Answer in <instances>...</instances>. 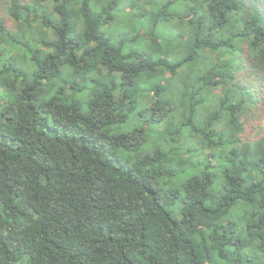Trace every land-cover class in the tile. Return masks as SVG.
<instances>
[{"label":"trees","instance_id":"1","mask_svg":"<svg viewBox=\"0 0 264 264\" xmlns=\"http://www.w3.org/2000/svg\"><path fill=\"white\" fill-rule=\"evenodd\" d=\"M0 264H264V0H0Z\"/></svg>","mask_w":264,"mask_h":264}]
</instances>
